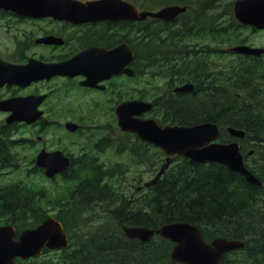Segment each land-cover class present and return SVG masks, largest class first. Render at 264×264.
Wrapping results in <instances>:
<instances>
[{"label": "trees", "instance_id": "1", "mask_svg": "<svg viewBox=\"0 0 264 264\" xmlns=\"http://www.w3.org/2000/svg\"><path fill=\"white\" fill-rule=\"evenodd\" d=\"M220 1L142 0L140 5L145 10L184 5L188 12L171 23L149 19L147 39L142 22H134L135 32L140 33L138 47L134 48L138 54L135 68L140 74L146 54L152 75L169 73V89L175 82H193L196 89L192 93L176 95L169 91L166 96L155 98L153 117L163 125L218 123L221 142L229 141L228 127L244 130L243 142L260 156L253 160V154L246 158V164L263 185L253 186L218 163L203 164L177 157L157 185L141 196L130 198L110 182L123 175L120 167L115 170L84 167L65 173L74 186L53 203L42 189L36 190L27 182L0 187V225L13 224L20 232L46 219L50 206L59 208L57 218L70 234V247L54 253L56 261L49 264H172V242L156 235L152 241L143 243L127 238L123 228L160 229L174 222L199 227L208 242L218 237L245 242L243 249L227 255L220 264H264V63L257 57L241 56L236 65L216 72L205 68L206 59L199 56L192 61L185 56L186 51L190 52L187 39L204 40L206 54L221 53L213 46L226 33L214 23L218 18L215 8ZM232 6L233 2L229 3L228 11L236 24ZM206 38L211 41L209 50ZM175 60L179 61L177 65ZM163 62L170 65L164 72ZM12 127L0 126L1 169L13 167L17 162L13 149L21 141L13 137ZM126 145L124 141L119 150ZM137 145L146 150L135 149ZM131 146L138 162L160 165L164 161L163 152L152 145L135 139ZM99 201L110 204L111 215L95 220L98 224H88L86 215H92Z\"/></svg>", "mask_w": 264, "mask_h": 264}, {"label": "water", "instance_id": "2", "mask_svg": "<svg viewBox=\"0 0 264 264\" xmlns=\"http://www.w3.org/2000/svg\"><path fill=\"white\" fill-rule=\"evenodd\" d=\"M6 5L14 6L21 3H47L53 6L47 9L38 8V13L63 17L75 23L98 20H139L143 21L147 17H153L165 21H173L180 14L185 13L187 7L180 5H170L160 10L138 12L137 9L124 0H97L90 1L86 5L75 0H0ZM61 4V6H56ZM8 8V7H7ZM20 9V8H18ZM30 11L22 8L21 11ZM236 19L243 25L264 29V0H237L233 6ZM58 13L64 15L58 16ZM232 51L243 54L261 55L264 49L252 48L249 46H237ZM134 54L129 51L128 58L124 49H117L108 55L94 58H84L80 68L86 73L89 81L85 85H94L97 80L110 77L123 72L133 75V71H125L123 68L129 64ZM68 62L59 68L54 65L49 67L46 75L74 76L79 72L77 66H72ZM81 71V70H80ZM82 72V71H81ZM83 73V72H82ZM194 89L192 84H187L176 89L177 92H189ZM36 104L17 101L12 102L2 110L13 111L9 122L36 121L40 114H35ZM22 111H18V109ZM152 104L131 101L120 104L116 113L118 123L123 131L137 133L138 137L163 149L167 155L166 161L160 167L157 175L145 184L146 187L154 186L161 176L169 168L173 159L172 156H183L195 162H217L224 164L231 171L241 174L247 182L254 186H261V181L246 167L244 157L238 142L221 143L220 128L217 123L204 122L194 126H161L154 119H143L140 116L150 112ZM68 129L74 131L78 126L68 124ZM232 137L244 138L245 132L240 129L228 128ZM37 163L46 169L48 177H54L57 173L64 171L69 160L60 151L46 152L43 150ZM125 234L130 239L141 242H150L155 235H161L173 242L171 258L173 264L180 262L183 264H219L225 255L233 250L241 249L245 244L238 240L227 238H216L211 243L204 241L201 230L188 222H174L162 226L155 230L147 227H131L124 229ZM16 228L12 225L0 227V264H15L16 258L28 259L43 252L46 246L49 249H61L68 246L67 235L63 225L53 217L47 218L36 228L24 230L18 239Z\"/></svg>", "mask_w": 264, "mask_h": 264}, {"label": "flooded vegetation", "instance_id": "3", "mask_svg": "<svg viewBox=\"0 0 264 264\" xmlns=\"http://www.w3.org/2000/svg\"><path fill=\"white\" fill-rule=\"evenodd\" d=\"M78 1L86 3L92 0ZM50 6L53 5L47 3L22 5L19 3L11 6L10 4L6 5V2H0V105L17 101L36 104L34 113L40 114L39 119L30 125L19 122L17 127L39 129L38 133V131H46L53 124L59 126L64 131L66 130L69 136L78 137L77 141L72 139L75 148L71 152L63 148L51 150L62 151L70 159V168L108 169L106 161H101L100 156L109 153V150L117 149L119 144H123L124 141L127 145L132 142V137L121 131L125 137L117 139L119 127L116 109L118 105L134 100H148L146 95L132 86L136 77L128 76L126 73L112 75L101 81L97 80L94 85H85L89 79L80 65L84 58L93 60L106 56L109 51H113L121 45H126L128 49L134 50L135 41L139 42L140 33L135 32L134 21L99 20L75 24L63 17L58 18L37 12L38 8L47 9ZM56 6H61V4H56ZM22 8L30 11L23 12ZM61 15L64 14L58 13V16ZM147 21L142 22L146 39L148 35ZM147 45L145 44V47ZM192 47H190L189 53L185 52V56L196 61L199 55L203 56L202 51L205 49L204 46L200 47L197 44ZM209 48L207 47V50ZM192 50L193 52H191ZM210 56L211 54H208L201 58L206 59L205 68L208 71L209 69L214 71L208 61ZM234 56L241 58L239 55ZM262 56L251 57H257V60L262 62L264 60V56ZM143 58L145 61L142 62V75L149 72L147 55L145 54ZM68 62L72 63V66H77L80 73L74 76L46 75L49 67L54 65L59 68ZM175 62L176 65L179 63L177 60ZM162 65V72L170 69L167 68L170 66L168 62H163ZM135 66V61H132L127 68L135 70ZM165 72L167 73V71ZM71 89H74V95L79 94L77 96L80 98L71 97L70 103L79 102L81 105H92L95 109L107 108L111 114L110 119L103 125L96 126L95 130L84 124V117L80 118L79 122L78 120L61 121L62 117H58L56 114L62 113V110H51L47 107L52 100H55L54 104L56 105L55 102H60L65 94L70 96ZM18 111H22V109L20 108ZM12 113L11 110H0L2 116L0 122L6 123ZM69 122L78 124V129L74 132L68 131L66 124ZM43 139V136L39 134L35 138H24L25 143L22 146L37 148L40 145V151L47 150L43 146ZM37 155L32 160L33 169L36 168ZM118 165L113 164L112 168H116ZM96 205L103 206L102 201ZM104 205V210L111 214L112 209H108L107 203Z\"/></svg>", "mask_w": 264, "mask_h": 264}, {"label": "rangeland", "instance_id": "4", "mask_svg": "<svg viewBox=\"0 0 264 264\" xmlns=\"http://www.w3.org/2000/svg\"><path fill=\"white\" fill-rule=\"evenodd\" d=\"M135 2L133 0H130ZM142 0H138L135 2L141 7ZM235 0H222L217 3L215 8V14H217L218 18L215 19L214 23L218 26H222L226 33L223 37V40L216 45V48L224 50L223 53H219L217 55H212L208 58L210 66L214 69V71H220L223 67L230 66L231 64L236 65L239 63V60L235 56H230L227 54V49L232 46L237 45H249L252 47H261L264 48V31L254 30L249 27L239 26L235 24L230 18L229 15V3L234 2ZM192 7H197L193 5ZM158 8H154L157 10ZM210 23V21H209ZM150 25V24H149ZM233 38V40H230ZM207 41L208 38H206ZM186 43L188 46L193 48L192 46L197 44V46L203 47L206 46V42L204 40L196 41L192 39H187ZM211 41L208 42V45ZM205 44V45H204ZM212 48L211 45H209ZM204 59V58H203ZM264 61V60H263ZM264 72V68L262 73ZM169 73L156 74L152 75V73L143 74L135 81H133L132 86L140 90L142 94L146 95L148 101H152L157 97L163 96L169 92V84L171 81ZM177 82H175L176 84ZM180 83H177L175 86H178ZM75 90L71 89L70 96L65 94L63 99H60V102H55L52 100L48 105L47 109H59L62 110V113H55L56 116L62 117L61 121L66 120H78L80 118H85L84 124L87 126H91V129L95 130L96 126L103 125L107 120L110 119V113L107 108L99 107V109L93 108V106L81 105L79 102L70 103L71 97L80 98L79 94L74 95ZM69 102V103H67ZM67 103V104H66ZM2 116L0 115V119ZM3 123L0 122V125ZM93 125V126H92ZM103 128V127H102ZM39 130V129H37ZM34 128H26L19 127L17 128V138H35L37 134L43 136V146L51 151L54 149H65L69 152L73 151L75 148V144L72 139L78 140V137L69 136L68 132L61 129L59 126H55L54 124L50 126L46 131H38ZM120 132L117 130V139L124 138ZM135 138H133V142ZM34 145V143H32ZM135 149L139 151L146 150V148L142 146H134ZM131 148H133L131 146ZM40 145L37 148L32 147H19L17 149V158L19 167L15 171L9 170H0V186H3L8 183H13L17 181H23L34 186L36 190L42 189L45 196L47 195L48 199L53 203L57 198L64 196L66 194V190L69 188L68 183L63 180V178L57 177L54 180L47 179L43 173L34 172L32 160L40 151ZM251 145L248 147L247 151L252 150ZM255 155V154H254ZM146 156V154H145ZM260 156L256 154L253 158L258 159ZM251 158V157H250ZM101 161H106L107 167H113L112 165L119 164L120 167L124 170L123 175L117 177L114 180L116 186H118L121 191L129 196H141L145 193V188L139 190V188L143 187L144 184L150 180H152L156 174L157 169L160 165L154 164L151 165L149 162H138L135 160L134 155L130 151H117L116 148L114 150H109V153L100 156ZM71 185V184H69ZM95 205L92 210V215H86L88 219V223H95V220H100L103 217H110V213L105 211V205ZM108 209H110V204L107 203ZM58 212L57 209L49 207L47 211L48 216H53ZM97 224V223H96ZM56 261V256L54 253H44L38 258L32 259L30 261L23 262V264H49L50 262Z\"/></svg>", "mask_w": 264, "mask_h": 264}, {"label": "bare ground", "instance_id": "5", "mask_svg": "<svg viewBox=\"0 0 264 264\" xmlns=\"http://www.w3.org/2000/svg\"><path fill=\"white\" fill-rule=\"evenodd\" d=\"M187 184H188V183H187ZM195 184H196V183H195ZM202 189H203V188H202ZM175 202H176V201H175ZM224 204H226V203H224ZM222 206L224 207V205H222ZM227 208H228V207H227ZM221 210H222V209H221ZM243 216H244V215H243ZM246 216H247V215H246ZM242 218H243V217H242ZM242 218H241V219H242ZM241 222H242V221H241ZM244 222H245V221H244ZM204 230H205V228H204Z\"/></svg>", "mask_w": 264, "mask_h": 264}]
</instances>
